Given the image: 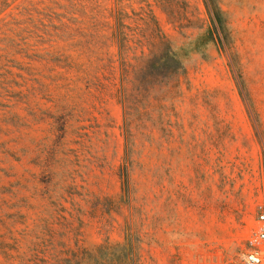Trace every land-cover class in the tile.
<instances>
[{
  "label": "rangeland",
  "instance_id": "1",
  "mask_svg": "<svg viewBox=\"0 0 264 264\" xmlns=\"http://www.w3.org/2000/svg\"><path fill=\"white\" fill-rule=\"evenodd\" d=\"M262 214L264 0H0V264H246Z\"/></svg>",
  "mask_w": 264,
  "mask_h": 264
},
{
  "label": "trees",
  "instance_id": "2",
  "mask_svg": "<svg viewBox=\"0 0 264 264\" xmlns=\"http://www.w3.org/2000/svg\"><path fill=\"white\" fill-rule=\"evenodd\" d=\"M214 20H217L214 14ZM177 50L166 46L165 55L161 57V60L165 61V67L167 63L173 65V71L181 69L179 61L176 57ZM119 62L122 64V60L119 54ZM143 68V67H142ZM141 68V69H142ZM171 72V71H169ZM148 83L149 80H144ZM84 255L89 258L93 263L103 261V264H135V252L133 251V246L129 234L126 235V241L123 245L116 247L102 245L98 247L93 253H84ZM74 264H79L75 262Z\"/></svg>",
  "mask_w": 264,
  "mask_h": 264
},
{
  "label": "built area",
  "instance_id": "3",
  "mask_svg": "<svg viewBox=\"0 0 264 264\" xmlns=\"http://www.w3.org/2000/svg\"><path fill=\"white\" fill-rule=\"evenodd\" d=\"M248 251L244 255L246 264H263L264 215H260L259 225L248 239Z\"/></svg>",
  "mask_w": 264,
  "mask_h": 264
}]
</instances>
